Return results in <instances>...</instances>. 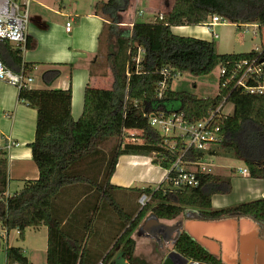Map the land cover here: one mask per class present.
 Wrapping results in <instances>:
<instances>
[{
  "label": "trees",
  "instance_id": "1",
  "mask_svg": "<svg viewBox=\"0 0 264 264\" xmlns=\"http://www.w3.org/2000/svg\"><path fill=\"white\" fill-rule=\"evenodd\" d=\"M128 6L129 0H100L95 4L96 13L108 21L100 39L106 47L113 84L87 83L78 119L72 115L71 85L67 89L28 85L18 90L19 100L37 110L35 137L29 146L39 176L23 180L22 189L9 194L8 150L0 148V223L9 232L16 229L22 239L27 228L46 226V264H76L78 260L95 264L101 258L116 264L119 251L129 264H151L135 254L132 236L148 213L171 220L192 209L206 215L240 211L264 219V197L214 208L213 196L230 193L232 182L230 176L211 171L198 172V186L175 188L165 180L159 185L129 188L111 183L122 154L152 155V163L165 169L179 157L182 146L171 150L175 137L164 136L152 127L148 114L182 112L187 122L194 123L228 101L234 109L218 118L220 141L208 150L190 149L182 159L201 162L207 156L228 155L243 160L250 177L264 179V95L236 85L240 62L258 52L220 54L214 40L178 35L171 29L204 25L213 15L232 24L256 23L262 27L264 0H175L172 9L161 17L156 14L152 21L120 29L121 12ZM6 44L19 67L15 72L21 68L26 71L22 49ZM25 46L32 47L28 39ZM139 48L143 49L141 60L136 61ZM217 66L226 72L219 77L216 96L199 97L171 87L176 74L206 75ZM163 69L169 73L168 84L159 96L157 85ZM51 77L46 74L45 78L49 81ZM169 100H177L178 106L167 109ZM129 127L138 130L127 132ZM113 140L106 151L104 146ZM142 194L150 197L145 205L139 202ZM174 249L194 262L220 264L217 256L186 232ZM6 260L7 264H29L23 250L9 244ZM165 262L171 263L169 259Z\"/></svg>",
  "mask_w": 264,
  "mask_h": 264
},
{
  "label": "crops",
  "instance_id": "2",
  "mask_svg": "<svg viewBox=\"0 0 264 264\" xmlns=\"http://www.w3.org/2000/svg\"><path fill=\"white\" fill-rule=\"evenodd\" d=\"M84 1L85 4H81L77 0L74 9L67 11L62 9L63 0H31L30 6L33 4L34 8L32 14L30 13L27 39L32 47L10 43L13 47L22 49L20 54L22 62L28 64L26 73L33 78V83L36 81V85L32 83L31 87L67 89L70 85L72 86V115L75 119H78L83 112L84 91L87 83L91 82L95 86L108 84L112 86L113 84L110 62L106 58L104 60L100 39L104 23L108 21L95 11V4L99 0ZM144 1L147 3V10L144 12L149 11L152 14L156 13H153L154 11L158 12L156 14L169 12L175 2V0H130L128 8L121 12L120 27H127L125 29L128 30L135 22L140 21L136 19L130 8L135 6V9L140 10V5ZM124 19L127 20L126 23ZM70 20L72 28L71 31H67L66 23ZM204 27L206 26L182 25L172 26L171 29L178 35L213 40L211 30L206 27L209 32L206 30L202 32L199 29ZM0 58L12 70H18V64L11 57L6 41L0 42ZM95 67L100 69L94 70ZM46 74L52 76L49 81L45 78ZM18 90L16 86L0 81V137L10 138L15 142V145L8 150L9 194L21 190L24 185L23 180L36 179L39 176V170L33 161L29 146L35 137L37 110L19 100ZM185 167L196 169L192 165ZM245 167L246 165L239 168ZM240 173L242 177L230 176L232 182L230 193L213 196L214 208H225L239 202L264 197V179L252 178L250 175ZM166 175L167 170L152 163L149 155L122 154L111 177V183L128 188L143 187L153 182L161 183ZM12 183H14V189H11ZM141 183L146 185L140 186ZM188 212L186 215L189 214ZM134 239L136 240L135 254L148 261L144 250L140 248L142 243ZM169 245L171 243L164 247ZM172 249L174 245L170 250ZM165 257L164 260H167L166 255ZM164 260H161L162 264L166 263ZM170 264H173L172 261Z\"/></svg>",
  "mask_w": 264,
  "mask_h": 264
},
{
  "label": "built area",
  "instance_id": "3",
  "mask_svg": "<svg viewBox=\"0 0 264 264\" xmlns=\"http://www.w3.org/2000/svg\"><path fill=\"white\" fill-rule=\"evenodd\" d=\"M30 1L31 0H0V42L7 41L17 45H24L27 42V30L30 22ZM144 10H138L139 15H143ZM161 17L162 14H159ZM227 20L221 16H209L203 26L211 30L213 38L218 37V33L213 32L212 28L221 23H226ZM258 26L256 23L242 24L239 26L249 27ZM72 21L66 23V30L71 31ZM258 34L257 31L254 32ZM143 49L139 48V53L136 61L141 60V52ZM258 55L253 58H247L240 62L239 72L236 78V85L242 87L249 93L264 95V50L256 49ZM226 69L220 67V75L224 74ZM163 78L158 82V94L162 95L164 89L167 87V79L169 73L167 69L161 71ZM0 81H5L17 88L30 86L33 78L29 76L26 71L21 69L15 72L6 66L0 58ZM226 104H220L214 111H212L206 118L194 123H189L185 120L184 114L178 112L170 113H151L148 114L149 124L159 130L164 136H174L173 142L169 148L174 150L178 144L181 147V153L174 162L173 166L167 170L165 181H168L173 187L182 186H198L200 181L198 172H210V163L206 161L192 162L184 161L182 157L190 149L208 150L212 145L220 141L219 134L220 126L218 118L228 115L225 111ZM179 141V143H178ZM15 145L10 138L3 139L0 137V148L9 150ZM195 166L196 169H187L185 166ZM243 174L249 175V170L245 167L238 169ZM150 199L146 194H142L139 202L145 205ZM9 235L7 227L0 223V242L5 250L9 244ZM15 264H18L17 262ZM76 264H81L80 260ZM95 264H110L104 258L99 259ZM195 264H199L195 262Z\"/></svg>",
  "mask_w": 264,
  "mask_h": 264
},
{
  "label": "rangeland",
  "instance_id": "4",
  "mask_svg": "<svg viewBox=\"0 0 264 264\" xmlns=\"http://www.w3.org/2000/svg\"><path fill=\"white\" fill-rule=\"evenodd\" d=\"M76 1L77 0H63V4L61 2V5L63 7L62 9H66L67 11H72L75 7ZM78 1L81 4L82 3L85 4L84 0H78ZM33 8L34 7L32 4L30 6L31 14L33 12ZM140 8L143 10H147V3L144 1L140 5ZM130 10L134 12L136 19L140 21H150L151 19L155 18L156 13H158L157 11H154L153 13L155 12L156 13L152 14L149 11H145L143 15L139 16L137 14L138 9H135V6H132ZM125 19H127V17H125ZM125 19L123 20L124 23H126L125 21L128 20ZM120 25H119L120 29L127 28V27H120ZM183 26H187V25H183ZM180 29L185 30L183 28ZM199 29L202 32H206V31L209 32L206 27ZM175 30H179V29H175ZM212 31L218 33V37L213 38V40L216 45L217 52L220 54L245 53V52H250L254 49H261L262 46H264V26L258 27L254 25V26H249L247 28L244 26H239L237 24L226 22L214 26L212 28ZM255 31H257L258 34H255L254 33ZM105 48H106L105 46L101 47V50L103 49L104 51V60L106 54V50H104ZM99 69H100L99 67L94 68V70H99ZM219 77H220L219 66H217L211 73L200 76L192 75L189 72H182L176 74L175 78L172 81L171 87L175 90H186L193 92L197 94L199 97H213L219 93ZM32 83L33 82H31V84ZM32 85H36V81ZM105 86L110 87L111 84ZM178 104L179 102L177 100H169L165 103V106L167 109H174L176 106H178ZM233 109H234L233 104L228 101L225 105V111L228 113H232ZM130 125L131 126L134 125V121L131 122ZM137 130L138 129L136 128L133 129L129 127L127 129V132H136ZM114 143H115L114 140L108 142L104 146L105 150L108 151ZM150 157L152 158L153 156L150 155ZM204 161L210 163L211 172L215 174L229 175L233 177H242L241 173L236 169L245 166V162L243 160L228 155L207 156V158ZM157 183H160V181L153 182L152 185H156ZM139 185L140 186L146 185V183H141ZM11 189H14V183H12ZM181 216H183V213L171 220H167V219H159V220L166 223H172ZM185 216L187 217V215ZM132 236L136 238L140 244L142 243L140 248L144 250L145 254L147 255L148 261L146 259L145 260L151 264H155L156 262L158 264H162L161 260L166 259L165 255L167 256L168 252L172 248V243L169 246H165V247L162 246L161 248L160 247L158 248L153 240H151L148 237L140 236L137 234V232H134ZM9 246L21 248L25 256L27 257L29 264H46L47 227L42 225L37 228H33V227L27 228L25 232V239H22L19 236L18 231L14 229L10 232L9 235ZM4 263H5V250L4 247L1 245L0 264H4Z\"/></svg>",
  "mask_w": 264,
  "mask_h": 264
},
{
  "label": "water",
  "instance_id": "5",
  "mask_svg": "<svg viewBox=\"0 0 264 264\" xmlns=\"http://www.w3.org/2000/svg\"><path fill=\"white\" fill-rule=\"evenodd\" d=\"M187 211H189V214H187L186 220L181 221L177 227L175 238H172L168 244L172 243L174 245L182 231H185L210 253L215 256L221 254L223 263L231 264L229 259L236 261L238 258L247 263L248 261L252 262L254 257H256L258 264H264V246L258 245V239L255 238L253 233L245 231V228L239 226L237 221L231 219L204 220L196 212L191 214V210ZM153 218L155 222H158L159 226H167L165 222L159 221L155 215H153ZM240 234L242 235L241 238L238 237ZM167 258L173 264H195L194 261H190L189 258L183 256L175 249L168 252ZM114 262L116 264H129L124 257L123 251L118 252Z\"/></svg>",
  "mask_w": 264,
  "mask_h": 264
},
{
  "label": "flooded vegetation",
  "instance_id": "6",
  "mask_svg": "<svg viewBox=\"0 0 264 264\" xmlns=\"http://www.w3.org/2000/svg\"><path fill=\"white\" fill-rule=\"evenodd\" d=\"M197 213L199 214L201 219L204 220H222V219H231L237 221L239 226H242L245 228V231L252 232L255 238H257V244L261 247L264 246V219H258L253 216L246 215L240 211H231L225 214L221 215H206L202 213L200 210H191L190 213ZM153 213L147 214L138 228L135 232H137L140 236H145L153 240L157 247L161 248L162 246L168 244L169 241H171L172 238H175L177 234V227L181 223L182 220H186V213H183V216L177 218L172 223H166L167 226L162 227L161 225H158V222L154 221ZM161 221V220H159ZM185 231H182V233ZM181 233V234H182ZM180 237V236H179ZM239 238L242 237V235H238ZM220 259V264H226L223 263L221 260L222 255L220 254L217 256ZM241 258H238L236 261L229 259L231 264H258L257 258L254 257V259L251 261H248L247 263H244ZM237 262V263H236Z\"/></svg>",
  "mask_w": 264,
  "mask_h": 264
}]
</instances>
